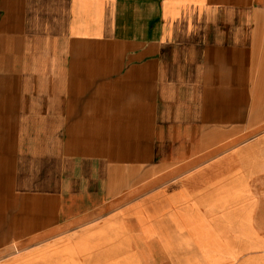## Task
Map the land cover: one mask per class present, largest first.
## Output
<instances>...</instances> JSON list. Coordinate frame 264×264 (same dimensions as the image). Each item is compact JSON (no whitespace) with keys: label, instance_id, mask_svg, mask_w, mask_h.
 I'll return each instance as SVG.
<instances>
[{"label":"crops","instance_id":"obj_1","mask_svg":"<svg viewBox=\"0 0 264 264\" xmlns=\"http://www.w3.org/2000/svg\"><path fill=\"white\" fill-rule=\"evenodd\" d=\"M255 93L264 0H0V252L83 229L87 264L112 227L119 262L262 264Z\"/></svg>","mask_w":264,"mask_h":264},{"label":"rangeland","instance_id":"obj_2","mask_svg":"<svg viewBox=\"0 0 264 264\" xmlns=\"http://www.w3.org/2000/svg\"><path fill=\"white\" fill-rule=\"evenodd\" d=\"M260 94L255 93V111H261L262 108L264 109V100L259 98ZM253 119V123L257 125L258 123H263V126L258 128L257 130L248 133L246 137L248 140L253 138H264V116H254L251 118ZM253 124V125H254ZM254 125V126H255ZM251 159H254L253 151L250 154ZM264 159V156L262 157ZM254 162V160H253ZM262 179L258 181L257 188L262 189L263 193V218H264V175H262ZM253 186V181L251 182ZM242 224V223H241ZM83 229L79 230L76 229L72 232H65L61 233V235L56 236L53 240L47 241L42 244L33 243V242H24V243H14L8 245L6 250L0 252V264H83L80 262L78 256H85L88 257L89 248L94 244H84L81 240L80 243H76L75 245L73 242L78 240V235ZM113 230V231H112ZM112 231L113 234L117 235L118 232L116 228L109 227V228H102L98 231L90 232V238L93 241H98V247L96 250V254L100 252L104 254V257L114 256L109 259H92L88 260L87 264H137L138 260L131 256H123L122 262H119L118 256L115 255L117 250L120 249V245L107 243L110 237L113 236L109 232ZM143 231H146L143 228ZM240 235H246L247 239L250 237V229L246 225L245 231L241 225L238 228ZM80 237V236H79ZM264 247V245H262ZM106 252L108 254H106ZM106 254V255H105ZM111 254V255H110ZM252 264H259V261L253 262ZM264 264V261L263 263Z\"/></svg>","mask_w":264,"mask_h":264}]
</instances>
